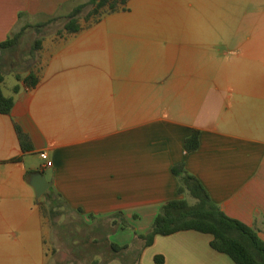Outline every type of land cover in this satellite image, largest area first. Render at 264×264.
Here are the masks:
<instances>
[{
    "label": "crops",
    "instance_id": "0c3cea01",
    "mask_svg": "<svg viewBox=\"0 0 264 264\" xmlns=\"http://www.w3.org/2000/svg\"><path fill=\"white\" fill-rule=\"evenodd\" d=\"M84 2L0 0V43L41 41L29 67L0 63L13 99L0 114V264H46L39 201L50 192L84 223L110 222L116 244L130 248L164 203L183 197L172 172L180 164L264 242V0H127L125 11L66 33V16ZM198 2L223 3L222 26L197 28ZM51 19L63 23L37 27ZM30 73L33 86L23 82ZM193 130L199 147L187 152ZM35 173L51 182L39 201ZM211 240L158 235L135 264H235Z\"/></svg>",
    "mask_w": 264,
    "mask_h": 264
},
{
    "label": "trees",
    "instance_id": "16d2710c",
    "mask_svg": "<svg viewBox=\"0 0 264 264\" xmlns=\"http://www.w3.org/2000/svg\"><path fill=\"white\" fill-rule=\"evenodd\" d=\"M127 0H86L78 4L67 16L64 30L68 34H74L82 29L80 19L90 26L98 23L101 18L110 13L125 11ZM90 6V10L82 17L84 9ZM50 21L39 26L49 24ZM19 40V34H14L0 43V51L13 48ZM41 41L37 39L32 46V53L40 48ZM3 75L0 73V114L9 115L13 107V99L6 97L2 92ZM23 82L25 84L35 85L37 78L33 73L28 74ZM17 90V87H15ZM18 141L23 151L31 150L28 136L22 132L19 126L14 124ZM199 130H193L191 135L185 139L184 145L187 152H193L199 147ZM172 172L178 177L179 187L178 195L182 198H176L164 203L159 209L149 231L144 234H136V238L142 241V247L150 246L156 236H166L180 231L194 230L201 233L210 234L212 240L210 246L223 254L228 255L235 264H264V242L258 236V233L251 227L245 225L239 220L228 217L217 204H215L210 195L203 187L201 182L193 175L185 171L182 164L174 166ZM187 196L192 200L189 202ZM46 202L49 204L47 207ZM68 208L60 195L50 192L44 195V200L39 201L40 212L42 216L52 215L56 206ZM80 214L81 210H74ZM93 219V217H90ZM128 225L123 222L122 228ZM112 251L118 253L126 252L129 245H117L110 243ZM156 264H163L162 256H155ZM91 264H98L97 261Z\"/></svg>",
    "mask_w": 264,
    "mask_h": 264
},
{
    "label": "rangeland",
    "instance_id": "374dc122",
    "mask_svg": "<svg viewBox=\"0 0 264 264\" xmlns=\"http://www.w3.org/2000/svg\"><path fill=\"white\" fill-rule=\"evenodd\" d=\"M87 6L82 17L90 10ZM224 11L223 3L198 2L194 8V25L197 28H214L222 26L220 20ZM65 21V20H64ZM80 22L86 24L81 18ZM62 19L51 22L50 26H61ZM15 49L1 50L0 63L5 70L15 65V70L20 66L29 67L34 59L32 53L33 39ZM189 202L192 200L187 196ZM47 207L48 203L46 202ZM45 239H46V264H135L137 251L142 242L137 240L126 251L118 253L112 251L110 243L118 242V235L114 234L117 227L108 225L110 222L102 220L100 226L86 224L80 215L74 211H67L63 206H56L53 214L45 215ZM97 228V229H95ZM111 232V233H110Z\"/></svg>",
    "mask_w": 264,
    "mask_h": 264
},
{
    "label": "water",
    "instance_id": "95a60500",
    "mask_svg": "<svg viewBox=\"0 0 264 264\" xmlns=\"http://www.w3.org/2000/svg\"><path fill=\"white\" fill-rule=\"evenodd\" d=\"M31 185L34 188L36 200L39 201L49 186H51V182L46 181L45 177L41 173H35L32 176Z\"/></svg>",
    "mask_w": 264,
    "mask_h": 264
},
{
    "label": "built area",
    "instance_id": "2783aa9c",
    "mask_svg": "<svg viewBox=\"0 0 264 264\" xmlns=\"http://www.w3.org/2000/svg\"><path fill=\"white\" fill-rule=\"evenodd\" d=\"M40 157H41L43 160H45V161L47 160V155H46L45 153H41V154H40ZM49 165H50L49 162H46V163H45V166H49Z\"/></svg>",
    "mask_w": 264,
    "mask_h": 264
}]
</instances>
